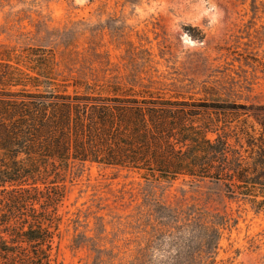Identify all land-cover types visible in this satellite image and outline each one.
I'll list each match as a JSON object with an SVG mask.
<instances>
[{"label": "rangeland", "instance_id": "rangeland-1", "mask_svg": "<svg viewBox=\"0 0 264 264\" xmlns=\"http://www.w3.org/2000/svg\"><path fill=\"white\" fill-rule=\"evenodd\" d=\"M6 54L44 60L69 93L118 86L187 102L197 126L260 130L238 107H264V0H0ZM55 182L51 264H264V209L221 183L88 164Z\"/></svg>", "mask_w": 264, "mask_h": 264}, {"label": "trees", "instance_id": "trees-1", "mask_svg": "<svg viewBox=\"0 0 264 264\" xmlns=\"http://www.w3.org/2000/svg\"><path fill=\"white\" fill-rule=\"evenodd\" d=\"M0 57V264H51L63 198L55 181L76 164L154 181L209 180L264 209V107H238L259 131L202 127L187 102L118 86L106 96L69 93L44 60L32 68Z\"/></svg>", "mask_w": 264, "mask_h": 264}]
</instances>
